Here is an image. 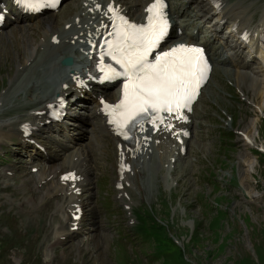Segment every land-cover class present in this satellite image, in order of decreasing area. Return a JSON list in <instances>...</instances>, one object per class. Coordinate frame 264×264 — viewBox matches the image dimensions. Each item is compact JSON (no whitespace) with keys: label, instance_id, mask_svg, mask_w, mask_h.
Returning <instances> with one entry per match:
<instances>
[{"label":"rangeland","instance_id":"rangeland-1","mask_svg":"<svg viewBox=\"0 0 264 264\" xmlns=\"http://www.w3.org/2000/svg\"><path fill=\"white\" fill-rule=\"evenodd\" d=\"M233 1L248 6L247 12L255 17L254 20L264 9V0ZM197 6L205 10L199 3L189 6L191 25L202 19ZM74 8L67 3L52 13L62 25L61 13L64 16ZM45 17L30 22L36 23ZM205 21L207 24V18ZM26 30L30 35L10 36L8 47L0 45V101L5 99L1 100L2 96H6L0 109L16 101L24 85L20 81L16 90L10 87L9 82L13 81V72L17 68L16 54L23 56L28 47L36 45L39 40V35ZM22 37L28 38L27 43ZM36 63L43 65L48 62L37 58ZM33 72L37 73V69ZM22 73L32 75L30 69H23ZM219 75H222V70L215 68L196 106V123L188 142V154L172 163L169 158L175 148L169 147L164 150L158 165L150 163L149 159L145 168L141 166L136 176L140 188L130 181L135 187L127 201L140 214V224L131 225L134 214L129 208L116 206L115 210L102 207L104 220L111 227L100 226L106 230L104 236L98 234L96 243L90 239L91 245L87 249L77 246V238H68L65 242L53 243L51 252L48 251V243L54 239L51 230L59 216L56 202L52 198L28 201L26 196L30 192L35 196L38 191L29 188L31 183L24 178L29 174L25 156L20 161L11 144L6 146L7 149L0 147V208L4 213L10 210L12 214H0V251L3 252L0 263L264 264V152L256 146L249 147L238 134L239 130H244L249 136L254 132L257 144L264 146V101L253 93L251 87L245 86L247 82L241 80L239 83L236 74L229 78L234 88L227 86L225 78ZM236 83L247 98L255 102L258 110L261 107L262 114L255 111L254 105L240 100V95L234 90ZM45 85L41 83V90ZM207 91L212 92L211 96ZM13 93L16 96L13 97ZM5 112L12 115L9 109H4ZM255 118V127L245 130L248 122ZM230 130L233 133H228ZM243 152L248 161L240 164L239 157ZM106 153L109 160H98L102 166L109 165L104 171L107 176H101L105 187L111 185L115 177L111 166L113 150L108 147ZM251 161L254 167L242 182L241 172ZM5 165L15 166L16 175L4 176L1 172ZM242 183L249 191L242 187ZM85 226H90V223H85ZM92 245L95 246L91 248Z\"/></svg>","mask_w":264,"mask_h":264},{"label":"bare ground","instance_id":"bare-ground-1","mask_svg":"<svg viewBox=\"0 0 264 264\" xmlns=\"http://www.w3.org/2000/svg\"><path fill=\"white\" fill-rule=\"evenodd\" d=\"M95 1H100V0H94V1H90V2L88 1V3L86 5H83L82 0L72 1L74 3V6H75L73 11L67 12L68 14H65L64 16H62L63 14L61 13L62 17L61 16L59 17V19H62L64 23H69L67 29L64 26H61L59 24L58 19H56L55 15L53 13L48 15L46 18H44V20H42L40 23H37L35 25L33 23L27 22L28 19H30V18L19 16L15 10L10 8V12L8 13L7 18L5 20V23H4L5 26H10V29H8V30H3V28L0 29V45L3 47H5V46L8 47L11 44L9 41L10 36H13L14 38H16L17 36H22L23 33L26 35L29 33V35H30V32H27V30H26V29H30L31 32H34L35 34L42 36L43 40H41L40 44H44L46 47L51 48L53 50V52H57V56H58L61 54L63 46L69 40H73L75 37L83 36V34L85 33V31L88 28L93 26L95 23H98L99 18H100V12L99 11L91 12L89 10L90 7H92V6L94 7ZM117 1L121 2V4L124 5V7L127 10H129L133 16L138 18L139 16L144 14V7H145V4L148 0H117ZM96 9H97V7H96ZM247 9H248V6H246V5H243L242 7L238 8V10L240 11V15L244 16L246 19H249L251 14H248ZM61 12H64V11H61ZM77 16H78V18H76ZM260 20H264V11L262 12ZM219 27H220V24H217V26L212 25V28L215 32H217V33L219 32V34L223 33L224 36H227V37L229 36L231 39H233L235 41L237 40L236 37L233 35V33H231L227 28L224 29V28H219ZM229 27H230V25H229ZM262 27H264V26L262 25L261 28ZM35 28L37 29V31H35ZM40 29H41V31H40ZM39 32H42V34H39ZM54 33L57 35V37H59L58 42H55L52 40V35ZM188 34L190 36H194V34L192 32H189ZM27 37H22L25 43H27V41H28ZM30 39H32V41H34L33 37H31ZM176 40H184V37L178 36L177 39L172 38V42H174ZM186 41L190 42V40H186ZM35 46L36 45L28 47L27 51L25 52V54H23V56L16 54V57L18 59L16 62L17 68L13 72V74H14L13 81L10 80L9 83L11 84L10 87H13V90H16V87L18 86L20 81L21 82L23 81V83H24L23 88L20 89L19 93L17 94L18 99L22 98V97H31V94L29 92L30 85H32L34 87L33 89H36V88H38V86L40 84L39 80L41 77L32 78L31 76H27L26 74H21V72H20L21 70L20 71L18 70V67L24 61H28L34 55H38L39 52L35 50ZM5 49H7V48H5ZM248 58L250 59V54L248 55ZM260 58L262 59L261 61L264 62V54L263 53H260ZM231 74L237 75L239 83L241 80L243 82H247V84H245V86L251 87L254 90L253 93L258 95L259 97L261 96L262 101H264V72H262V68L260 67V65H258L256 63V61L254 59H252L250 62V69L246 70V71L239 69V68H235L233 70L222 69V75H224L228 79L231 78V76H230ZM222 75H219V76L222 77ZM65 81L68 82V79L66 77L58 76L57 80H55V83H54L52 89L45 90L44 93L39 94L38 101L41 103L44 98L51 96L55 92L57 94H61L64 91L68 90L70 87L63 88V86H62L63 82H65ZM237 85H238V87H237ZM239 87H241V86L236 83V90L242 94L241 98H243V100H246L248 104L254 105V108L256 109L255 111L260 112L262 114L263 111H262L261 107L259 108L260 110H258L257 106H255V104H254L255 102L253 103L249 98H247V96L244 94V92L242 90H240ZM208 92L209 91H207V93ZM211 94H212V92L210 91L209 95L211 96ZM14 96H16V93H13V97ZM3 98H5V99L2 100ZM1 100L2 101H0V108L4 106V104H1V103H4V101L6 100V96L5 97L2 96ZM258 100H260V99H258ZM14 102H15V100H14ZM9 104H11V102ZM42 107H43V104H41V106H39L37 108H42ZM22 120H20V121H22ZM5 121L9 127L3 128L1 123H0V140L5 139V138L12 140L13 136H16L18 138L19 137V127L18 126L13 127L11 125V120H9V119H7ZM256 122H257V118L250 120L247 124L248 126H246L247 129L245 128V130H248L252 127L254 128L256 125ZM41 129L44 131H47L51 135H52V132L56 131L55 126L53 124H47L46 126L41 127ZM253 131H254V129H253ZM146 133L151 135L152 140L145 150L137 153L135 156L130 157V160H132L130 172H134L136 167L140 166L139 163H140V160H142V159L143 160H142L141 165H143V168H145V164L148 162V160L145 158V156L149 152V147L153 146L157 139H160L163 142L152 147L153 152L155 151L156 148L158 149L157 154L154 152V154L151 153V155H149L151 157L149 162L151 163V161H152L153 162L152 164L156 163L158 165L159 161L161 160V157H162L164 150L170 147V145H171L170 143H172V145L174 144L173 142L175 140L173 138L167 136V135L158 134V132L157 133L146 132ZM238 134L240 135L239 137L243 140V142L247 143L249 147L256 146V148H258L260 152H264V146L257 144L256 136H254L255 135L254 132H253L252 136L251 135L249 136L248 134H246V132L244 130H242V131L239 130ZM166 143H169V146H166ZM175 145H176V143L173 146H175ZM187 145H188V143H187ZM177 147L179 148V146H177ZM244 152L240 154V157H239L240 164H243V163H245V161H248L246 153H244ZM84 154H85V152L82 148L76 147V148L72 149L71 151L66 152L64 157L61 158L59 161L53 159L49 162H43V163L37 162L36 164L32 163V165H38L37 177H38L39 181H40V179L45 178V181L43 183H41L40 186L36 182L34 183L35 188H38L42 191L40 194L34 196L35 198H39L36 202H40L41 200H43L47 196H51V195L56 196V198H57L56 203H57V207H58L59 213H60V215H59L60 218L58 219L57 224L52 229L54 239H53L52 243H50V242L48 243V251H50L49 246L52 245L53 243L62 242L61 236L66 237V236L72 234L73 229H71V226L74 223L73 222L74 219L71 216V209L74 207V205H73L74 203L83 204L82 197L76 192V190H74V192H73L72 189H74L76 186L83 185L84 182H80V180H79L75 184L76 186L75 185L72 186L71 182L63 183L59 177H55L56 171L61 166L64 169H68L64 166L69 165V168H72V167L77 168L78 171L83 175L84 180H89L90 176H91V170L92 169H91V166H87L82 162L83 156H85ZM73 157L78 158V160L76 161L75 159H73ZM33 158H34L33 155H31L32 160H33ZM59 158H60V156H59ZM66 160H67V162H66ZM154 160H155V162H154ZM253 167H254V162L251 161V162H249V164H247V169L242 170V172H241V177H242L241 181L242 182H245V177H247V175L249 174L248 172L251 173ZM138 172L139 171H136V173L134 175H133V173H130V174L127 173V174H125V176L127 178H130L133 181V183L137 184V182L139 181L138 179H136ZM122 173H124V172L122 171ZM46 176L48 177L47 180H46ZM137 185L140 188V185L139 184H137ZM242 187L244 189L246 188V190L249 191L247 186L243 185V183H242ZM67 191H69V192L67 193ZM31 200L32 201L34 200L33 197L31 198ZM66 202H69V203L67 204ZM82 219H83V216H81V218L78 221V223H80V225H81ZM94 229H96V228H94ZM94 229L89 227L88 228V234L85 235V238H84V236H82L81 238H79L77 240V246L78 247H85L87 249L91 245L90 239H94V241L96 243L97 239L95 237L98 234L100 236H104L103 235L104 233H100L98 230H94ZM89 234H92V235L88 236ZM102 239H103V237H102ZM101 242H102V240L99 241V243H101ZM82 244H84V245H82ZM94 246L95 245H92L91 248ZM62 251H64V250H62Z\"/></svg>","mask_w":264,"mask_h":264},{"label":"snow or ice","instance_id":"snow-or-ice-1","mask_svg":"<svg viewBox=\"0 0 264 264\" xmlns=\"http://www.w3.org/2000/svg\"><path fill=\"white\" fill-rule=\"evenodd\" d=\"M27 7H36L32 0H19ZM52 5L55 0H50ZM164 0H153L146 9L147 24L137 25L120 15L118 7L109 6L115 23L113 41L108 43V55L120 65L121 72L109 68L110 73L124 75L123 100L112 111H119L114 119L121 134L144 114L176 113L185 119L181 110L189 108L198 89L206 79L208 64L203 50L195 46L179 45L149 62L161 40L167 34L168 20ZM69 177H65L68 179ZM74 178V177H72Z\"/></svg>","mask_w":264,"mask_h":264}]
</instances>
